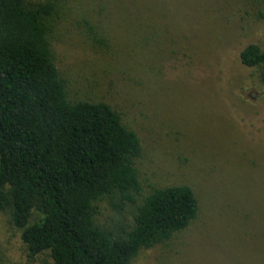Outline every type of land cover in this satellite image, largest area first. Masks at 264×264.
Segmentation results:
<instances>
[{
    "label": "rangeland",
    "instance_id": "374dc122",
    "mask_svg": "<svg viewBox=\"0 0 264 264\" xmlns=\"http://www.w3.org/2000/svg\"><path fill=\"white\" fill-rule=\"evenodd\" d=\"M52 1L54 58L69 98L106 100L138 133L143 194L188 184L199 200L188 228L143 249L130 264H264V86L258 69L239 58L250 43L264 48V0H194L196 15L186 23L182 0L155 6L163 16L146 25L151 37L161 33L163 43L171 42L167 57L140 44L148 35L141 21L151 17L132 0ZM94 35L113 48L97 46ZM181 43L178 69L173 56ZM221 71L226 78L211 84ZM229 77L236 87L246 84L243 97L225 92ZM170 91L182 99V112L162 102ZM97 205L103 227L120 232L132 222L131 207L118 212L107 200ZM20 233L0 210V264H53L49 252L30 257Z\"/></svg>",
    "mask_w": 264,
    "mask_h": 264
},
{
    "label": "trees",
    "instance_id": "16d2710c",
    "mask_svg": "<svg viewBox=\"0 0 264 264\" xmlns=\"http://www.w3.org/2000/svg\"><path fill=\"white\" fill-rule=\"evenodd\" d=\"M177 1L132 0L151 17L141 21L148 35H141L140 44L153 54L172 52L161 33L149 35L146 24L163 16L153 8ZM194 2L182 0V23L196 15ZM55 9L52 0H0V210L20 230L30 257L49 252L53 264H130L143 249L188 228L200 213L199 200L188 184L154 186L143 194L138 133L106 100L69 98L54 58ZM93 38L97 46L113 48L103 36ZM239 58L258 69L264 86V48L250 43ZM173 59L181 69L182 43ZM220 74L212 75L211 84L226 78ZM229 79L228 96L243 97L246 84L236 87ZM162 102L182 112V99L172 91ZM102 200L118 212L131 207L132 222L120 232L101 226L96 214Z\"/></svg>",
    "mask_w": 264,
    "mask_h": 264
}]
</instances>
